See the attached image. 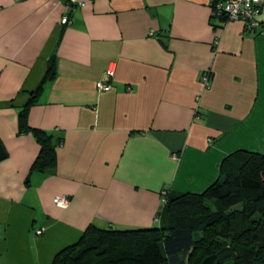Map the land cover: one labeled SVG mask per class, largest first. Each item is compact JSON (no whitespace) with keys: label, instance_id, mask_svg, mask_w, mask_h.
<instances>
[{"label":"crops","instance_id":"crops-1","mask_svg":"<svg viewBox=\"0 0 264 264\" xmlns=\"http://www.w3.org/2000/svg\"><path fill=\"white\" fill-rule=\"evenodd\" d=\"M82 1L0 0V264H50L90 224L163 225L162 192L201 193L227 156L264 150V0L256 32L213 0ZM51 62L28 123L62 142L32 171L18 112Z\"/></svg>","mask_w":264,"mask_h":264},{"label":"trees","instance_id":"trees-1","mask_svg":"<svg viewBox=\"0 0 264 264\" xmlns=\"http://www.w3.org/2000/svg\"><path fill=\"white\" fill-rule=\"evenodd\" d=\"M66 4L73 6L67 0ZM53 67L51 62L18 112L19 132L32 133L39 144L32 171L53 170L62 142L54 133L28 123L29 108L45 82L53 78ZM6 156L0 139V159ZM163 197L158 216L167 223L129 230L90 224L50 264H264V151L230 154L218 178L201 193L168 195L164 191Z\"/></svg>","mask_w":264,"mask_h":264},{"label":"built area","instance_id":"built-area-1","mask_svg":"<svg viewBox=\"0 0 264 264\" xmlns=\"http://www.w3.org/2000/svg\"><path fill=\"white\" fill-rule=\"evenodd\" d=\"M73 6H80L84 2L82 0H67ZM261 0H213L212 1V17L221 18L222 21L240 20L244 23L245 29L251 32H256L263 27V22L258 18L260 13ZM69 17L63 16L61 23H69ZM106 75L112 76L113 70L108 69ZM200 80L205 88L210 85V74L204 72L200 76ZM96 87L98 90H109L111 85L107 82L97 81ZM165 201L164 197L161 199ZM54 203L59 207L66 208L69 204V199L65 196H56ZM43 228L36 230V234H41Z\"/></svg>","mask_w":264,"mask_h":264},{"label":"rangeland","instance_id":"rangeland-1","mask_svg":"<svg viewBox=\"0 0 264 264\" xmlns=\"http://www.w3.org/2000/svg\"><path fill=\"white\" fill-rule=\"evenodd\" d=\"M261 151H264V150H261Z\"/></svg>","mask_w":264,"mask_h":264}]
</instances>
